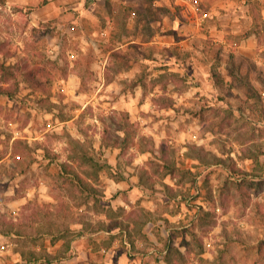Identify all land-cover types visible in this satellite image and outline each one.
Wrapping results in <instances>:
<instances>
[{
	"label": "rangeland",
	"instance_id": "rangeland-1",
	"mask_svg": "<svg viewBox=\"0 0 264 264\" xmlns=\"http://www.w3.org/2000/svg\"><path fill=\"white\" fill-rule=\"evenodd\" d=\"M27 1L0 3L13 71L0 83L15 93L0 94V264H264V87L242 74L257 76L249 62L226 76L218 44L236 39H218L204 13L212 1L226 13L223 1L192 0L203 36L191 43L209 54L198 64L184 52L185 0ZM122 111L124 152L103 138ZM72 140L101 164L95 180Z\"/></svg>",
	"mask_w": 264,
	"mask_h": 264
},
{
	"label": "crops",
	"instance_id": "crops-1",
	"mask_svg": "<svg viewBox=\"0 0 264 264\" xmlns=\"http://www.w3.org/2000/svg\"><path fill=\"white\" fill-rule=\"evenodd\" d=\"M223 5L227 7V12L224 14L217 13L214 10L216 1H212L210 8L208 11L204 9L211 16V22H214L215 25L211 28L213 31L212 34L217 33L218 39L221 41L225 40L224 37L231 36L234 37L235 43L231 46L228 45V50L226 46H222L218 44L219 48H222L225 52L222 54L221 61L224 62L228 60L231 67L235 68V72L227 73V78H234V83L236 82L235 77L240 76L238 71L245 69L243 64L249 62L251 66L258 69L257 76L252 78V73H243L248 74L249 81L251 83H255L263 85L264 87V0H222ZM253 1L257 2L259 6H254ZM6 4H18L19 6L27 3V0H4ZM3 4V3H1ZM58 4V3H57ZM48 3L40 6L42 9V13L47 11ZM39 7L36 9L38 11ZM195 15H192L191 20L195 23L191 25V29H185L184 34H188L185 37V41L187 43V48H190L188 51L184 52L192 53L193 62L195 64L202 63L205 60L206 56H209L207 52L208 49H204L201 44L193 45L191 43L193 36H200V27H199V17L196 15V11H193L191 7H188ZM57 12H59V8H56ZM39 12V11H38ZM206 14V13H205ZM194 17V19H193ZM202 18V17H201ZM200 33V34H199ZM203 36V34H201ZM200 41V39H199ZM217 44L213 45L214 47ZM193 50V51H192ZM227 50V51H226ZM195 52V54L193 53ZM206 55V56H205ZM245 62V63H244ZM224 66V65H223ZM184 69V68H183ZM182 69V73L184 74L185 70ZM262 91V88H261ZM264 91V88H263ZM264 100V99H263Z\"/></svg>",
	"mask_w": 264,
	"mask_h": 264
},
{
	"label": "trees",
	"instance_id": "trees-1",
	"mask_svg": "<svg viewBox=\"0 0 264 264\" xmlns=\"http://www.w3.org/2000/svg\"><path fill=\"white\" fill-rule=\"evenodd\" d=\"M0 3H4V0H0ZM4 51L5 54L8 53V51H5L3 47H1ZM117 57H119V48L115 49L112 51ZM9 54V53H8ZM10 55V54H9ZM123 59H125V55H121ZM13 71L10 69V65L6 64L4 61L0 60V74L3 75L5 79L8 78V75L11 74ZM186 77V73L183 74ZM27 79L31 81L32 84L40 87L41 83L35 77L33 76L32 73L28 72L26 73ZM211 76L212 78L216 81V73L212 70L211 71ZM140 80H134L131 83H127L125 81V84H130L129 86H134L137 83H140ZM0 94L5 95L7 97H13L14 96V90L9 86V85H2L0 83ZM120 114H122V117L119 118H112V124L109 126L104 127L103 131V138H107V144L114 145L116 147H119L120 152L127 150L130 144V137L129 134L133 132V123L128 121V113L122 111ZM114 128V133L110 131V129ZM111 133L113 137L109 134ZM109 134V136H108ZM72 143H74V146H72V151H73V157H78L79 162L81 164H87L89 165L90 170L94 174V180L97 178V172L101 168V164L99 161L95 158V156L89 154V151L87 150L86 147L82 143H80L78 140H72ZM165 161H168L167 157H163ZM166 168H168L167 174H174L175 171L179 170L178 167L175 165V163H167L165 164ZM87 170L84 169V172ZM83 172V170H82ZM61 176L65 178V180H68L71 182L73 185H75L79 190H84L88 191L90 194L95 195L96 192L98 191L96 185L92 183V179L85 178L81 175V172L76 170L75 168L71 167L70 164H67L66 162L61 163ZM140 179L142 180L143 178L140 176ZM3 234H11L12 230L10 227L7 229L2 230ZM31 262V260H29Z\"/></svg>",
	"mask_w": 264,
	"mask_h": 264
},
{
	"label": "built area",
	"instance_id": "built-area-1",
	"mask_svg": "<svg viewBox=\"0 0 264 264\" xmlns=\"http://www.w3.org/2000/svg\"><path fill=\"white\" fill-rule=\"evenodd\" d=\"M184 3L187 4L189 7H191L192 10H194V11H197L199 9V7L192 0H190V1L185 0Z\"/></svg>",
	"mask_w": 264,
	"mask_h": 264
}]
</instances>
